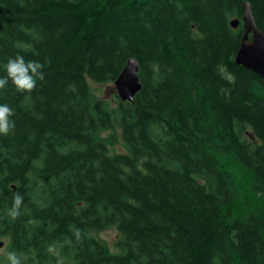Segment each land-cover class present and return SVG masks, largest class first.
Here are the masks:
<instances>
[{"label":"trees","instance_id":"1","mask_svg":"<svg viewBox=\"0 0 264 264\" xmlns=\"http://www.w3.org/2000/svg\"><path fill=\"white\" fill-rule=\"evenodd\" d=\"M245 1L264 32V0H0V77L17 54L44 64L33 91L0 89L15 113L0 237L22 264H264V78L236 63ZM131 58L132 102L115 86ZM109 227L113 249L95 235Z\"/></svg>","mask_w":264,"mask_h":264},{"label":"water","instance_id":"2","mask_svg":"<svg viewBox=\"0 0 264 264\" xmlns=\"http://www.w3.org/2000/svg\"><path fill=\"white\" fill-rule=\"evenodd\" d=\"M243 7L242 24L244 34L236 54V63L264 78V32L256 23L252 4L245 1ZM240 22L239 18H235L231 21V24L234 28H237ZM139 69L138 59L131 58L116 79V90L122 100L134 101L135 95L142 88Z\"/></svg>","mask_w":264,"mask_h":264},{"label":"clouds","instance_id":"3","mask_svg":"<svg viewBox=\"0 0 264 264\" xmlns=\"http://www.w3.org/2000/svg\"><path fill=\"white\" fill-rule=\"evenodd\" d=\"M44 64L38 60H25L22 55L17 54L15 57L7 59L5 64L6 75L0 77V89H4L9 81L20 93L31 92L36 88L37 81H43ZM14 110L7 104H0V135L7 136L15 128V122L11 117L14 116ZM24 205V196L16 192L13 194L12 206L7 210L6 215L12 220L21 215V209ZM73 236L78 242L83 237L81 230L75 228L72 230ZM7 264H22L20 256L15 251L6 253Z\"/></svg>","mask_w":264,"mask_h":264},{"label":"rangeland","instance_id":"4","mask_svg":"<svg viewBox=\"0 0 264 264\" xmlns=\"http://www.w3.org/2000/svg\"><path fill=\"white\" fill-rule=\"evenodd\" d=\"M94 91L100 95V96H105V97H111L114 93V88L111 86H108L106 84H95L92 83ZM107 133L106 135H108ZM114 138L112 139V143L110 144V148L112 151L116 152H123L125 151L126 147L123 144V141L121 140V136L119 133V130H115L113 132ZM95 235L104 240L105 242L110 245V247L113 249L114 244L117 241L119 237V232L117 231L116 228L114 227H109L105 230L102 231H97L95 232ZM10 251L9 249V238L8 237H0V261L1 262H6V253Z\"/></svg>","mask_w":264,"mask_h":264}]
</instances>
